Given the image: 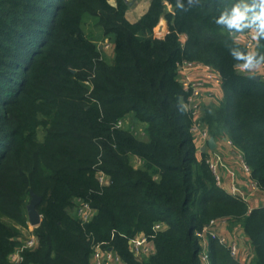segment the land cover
Returning a JSON list of instances; mask_svg holds the SVG:
<instances>
[{
  "label": "trees",
  "instance_id": "1",
  "mask_svg": "<svg viewBox=\"0 0 264 264\" xmlns=\"http://www.w3.org/2000/svg\"><path fill=\"white\" fill-rule=\"evenodd\" d=\"M179 3L150 0L131 21L126 0H0V214L26 225L32 194L41 197L38 242L18 264H91L94 241L125 264H203L196 231L225 216L242 228L252 259L240 262L212 237L211 264H264V206L249 211L218 184L207 155L199 158L179 71L184 60L219 71L223 97L200 119L242 150L264 189V76L239 72L243 61L232 55L251 52L236 35L252 37L259 5ZM237 5L249 6V27L216 23ZM162 18L168 29L157 35ZM254 52L264 54V37ZM78 198L96 209L88 222L71 211ZM18 233L0 216V264H11ZM140 233L155 245L143 259L130 245Z\"/></svg>",
  "mask_w": 264,
  "mask_h": 264
},
{
  "label": "built area",
  "instance_id": "2",
  "mask_svg": "<svg viewBox=\"0 0 264 264\" xmlns=\"http://www.w3.org/2000/svg\"><path fill=\"white\" fill-rule=\"evenodd\" d=\"M244 43L251 50V52H254L256 40H253L252 37L246 36L244 39ZM179 71L184 88L190 92L185 104L186 107L192 111L194 117L192 130L195 133L196 137L200 136L203 139H207L210 136V133L208 131V128L204 126L203 122L200 119L202 95L208 83L220 82L221 75L219 71L212 65L196 60H184L179 65ZM207 93L210 96L215 95V91L213 88L207 91ZM122 123V121H119L118 125H121ZM223 160V155L220 152L207 157V162L214 172L219 185H221L219 166L223 162ZM243 164L245 170L250 174L251 169L249 165L244 160ZM99 175L102 182H108V177L104 173H100ZM232 194L244 199L245 201H247L248 199L241 193V190L235 186L232 188ZM76 205V213L83 223L90 221L96 213V209L89 201L78 198L76 200ZM252 209L253 208L249 207V211H251ZM226 220V216L212 218L207 224L203 226L202 229L196 231V235L199 238V243L201 246L200 255L203 264H211L210 239L212 237L217 238L219 243L229 248L232 255L240 262H247L244 258H242L240 254V244L238 240L228 238L225 234L218 231V225L226 222ZM165 227L166 225L162 222L156 223V228ZM37 242L38 236L34 234L27 241L18 245L10 255L11 264H18L19 262H21L24 259V250L29 247H34ZM130 245L134 255L139 259L150 256L155 252L154 242L148 239L144 233L135 235L130 240ZM91 264H125V261L123 260L121 255L115 249H113V247H105L100 242L94 241L92 244Z\"/></svg>",
  "mask_w": 264,
  "mask_h": 264
},
{
  "label": "crops",
  "instance_id": "3",
  "mask_svg": "<svg viewBox=\"0 0 264 264\" xmlns=\"http://www.w3.org/2000/svg\"><path fill=\"white\" fill-rule=\"evenodd\" d=\"M140 1L138 0L135 6H137L134 10L133 6H130L129 10L127 11L126 15L131 21H135L141 17V15L147 10L150 4V0L148 1L147 6L142 9V11H138L140 5ZM138 3V5H137ZM166 20L165 18H162ZM257 30L255 28H251L249 31V34L253 36V34ZM248 36L245 33H238L236 35L237 40L240 42H244L245 37ZM186 38V35H183V39ZM111 43V42H110ZM113 55V46L111 44V53L109 56ZM250 74H258L260 76H264V67L255 70L254 72H251ZM217 89L219 99L223 97V89H222V83H208L207 87L205 88V91L202 95V102H201V116L204 114V111L212 106H216L214 103L215 97L210 96L207 91L210 89ZM207 90V91H206ZM218 102L216 98V103ZM211 136V134H210ZM203 139L200 136L196 138L197 140V146H198V156L199 158H202V155L205 154L208 156L214 155L218 152H220L223 155V162L219 166V175H220V183L221 186L226 189L228 192L232 193V188L238 187L241 190V193L245 195L247 199V203L250 208H256L264 206V189L259 187L257 182L252 178L251 173L249 174L244 167L243 164V152L242 150L237 147L232 140L228 137V135L225 134H219L215 136V141L217 142V146L215 148L209 147V138ZM241 228V227H240ZM237 224L233 223V220L227 217L226 222L218 225V231L225 234L228 238L233 239L231 236H238L240 235L242 238H244V241L247 243H250L248 238L244 235L243 230L240 229ZM241 239V238H240ZM240 253L242 258L245 259V261L249 260V254L251 250H248L247 246H243L242 240H240ZM252 259V258H251ZM248 261V263H250Z\"/></svg>",
  "mask_w": 264,
  "mask_h": 264
},
{
  "label": "clouds",
  "instance_id": "4",
  "mask_svg": "<svg viewBox=\"0 0 264 264\" xmlns=\"http://www.w3.org/2000/svg\"><path fill=\"white\" fill-rule=\"evenodd\" d=\"M257 4L259 5V11L253 15L252 23L258 21V24H256L257 31L253 34L252 39L258 42L261 37H264V0H253L251 7L255 8ZM177 7L183 8V5L179 3V0H177ZM248 8V5H244L243 9L240 5H237L232 9L230 15L222 13L216 20V23L226 26L229 30H240L243 27H249V24L242 23L246 20V12L248 11ZM232 55L238 60L243 61V63L235 66V68L241 73H251L264 67V54L257 58L255 52H250L248 55H242L238 51H233Z\"/></svg>",
  "mask_w": 264,
  "mask_h": 264
},
{
  "label": "rangeland",
  "instance_id": "5",
  "mask_svg": "<svg viewBox=\"0 0 264 264\" xmlns=\"http://www.w3.org/2000/svg\"><path fill=\"white\" fill-rule=\"evenodd\" d=\"M111 1H113L114 2V0H111ZM138 1V0H137ZM137 1H135V3L134 4H136V2ZM148 1L149 0H143V1H140V7H139V9H137L138 11H142V9H144L146 6H147V4H148ZM132 5L133 7L135 6V5ZM137 5H138V3H137ZM137 6H135L133 9H131V12H132V10H134L135 8H136ZM138 8V7H137ZM93 30V32H95V33H98V31H99V29L97 30L95 27H93V26H88L87 27V29H86V31H90V30ZM100 32V31H99ZM94 33V34H95ZM111 44L112 43H110V41L109 40H105V41H101L100 42V45L104 48V51L109 55L110 53H111ZM255 48H256V43H255ZM254 48V49H255ZM214 91H215V95H213L215 98V104H216V98H217V100L219 101L220 99H219V97L218 96H216V95H218V92H217V89H214ZM200 114H201V111H200ZM133 122L131 121V122H128V125L132 128V129H134L135 131H138L139 132V130H140V128H137L136 129V125L134 124H132ZM135 127V128H134ZM142 133H139V135H141ZM197 138V137H196ZM76 207H77V205L75 204V206H74V208H72L71 209V211H72V213H75V211H76ZM0 216L3 218V219H5V220H7V221H9L10 223H12V224H14L15 225V227H17L18 228V230H19V240H20V242H21V244L23 243V242H25V241H27L32 235H34V234H36V232H35V230H36V225H32V223H31V221H30V218H29V213H28V222H27V224L26 225H22V224H19V223H17L16 221H14V220H11V219H9V218H7L6 216H4V215H1L0 214ZM239 228H240V226L239 225H237ZM240 229H242V228H240ZM233 239H235V240H238V242L240 243V240H242V244H243V246H247L248 247V250L250 249L251 250V252H250V254H249V260H247V262L248 261H250L251 260V258H252V255H253V252H252V245H251V243H247L246 244V240L244 241V238H242L240 235H238V236H231ZM241 238V239H240ZM241 254V253H240Z\"/></svg>",
  "mask_w": 264,
  "mask_h": 264
},
{
  "label": "water",
  "instance_id": "6",
  "mask_svg": "<svg viewBox=\"0 0 264 264\" xmlns=\"http://www.w3.org/2000/svg\"><path fill=\"white\" fill-rule=\"evenodd\" d=\"M126 1L129 3L130 6H132L137 0H126ZM167 29L168 26L166 20L161 19V21L159 22L158 26L155 29V33L157 35H163L167 32ZM253 77L259 80L261 76L256 74ZM216 146H217V142L215 141V136L211 135L209 138V147L213 149ZM32 195H33L32 199L28 204V213L32 225H38L42 219L39 211L37 210V204L40 202L41 197L35 193H33Z\"/></svg>",
  "mask_w": 264,
  "mask_h": 264
}]
</instances>
